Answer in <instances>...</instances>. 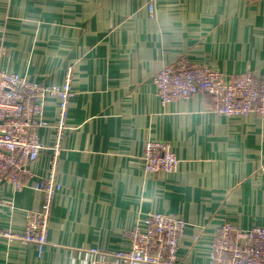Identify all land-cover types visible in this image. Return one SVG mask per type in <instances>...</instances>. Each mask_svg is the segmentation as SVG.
Instances as JSON below:
<instances>
[{"label":"crops","instance_id":"obj_1","mask_svg":"<svg viewBox=\"0 0 264 264\" xmlns=\"http://www.w3.org/2000/svg\"><path fill=\"white\" fill-rule=\"evenodd\" d=\"M152 6V11L149 10ZM187 54L226 76L264 80V0H0V68L44 85L72 73L48 245L0 239V264H97L126 251L149 213L188 225L179 264H210L220 227L264 226V118L221 117L206 95L161 104L156 74ZM39 130L54 146L59 102ZM148 142L169 144L174 174H148ZM52 152L33 163L46 176ZM42 193L0 185V227L22 232ZM92 248L103 252L94 255Z\"/></svg>","mask_w":264,"mask_h":264},{"label":"built area","instance_id":"obj_2","mask_svg":"<svg viewBox=\"0 0 264 264\" xmlns=\"http://www.w3.org/2000/svg\"><path fill=\"white\" fill-rule=\"evenodd\" d=\"M71 73H66L62 85H44L0 68V185L8 182L16 192L32 189L44 196L39 210L26 212L22 232L0 227V239L33 245L40 255L48 245L54 197L62 190L57 166L69 100L75 96ZM154 84L163 105L201 94L212 99L211 111L218 116L255 114L264 118V80L251 72L226 76L208 66L195 65L187 54H182L159 70ZM49 99L59 102L56 142L51 147L44 146L39 137V130L48 125L44 115ZM49 151L50 170L37 179L32 165ZM143 161L148 174H174L181 164L171 146L160 142L146 144ZM187 225L180 216L149 213L128 230L129 250L106 253L97 264H179L178 252ZM90 252L103 255L95 248ZM209 258L210 264H264V226L241 229L231 222L224 223L210 245Z\"/></svg>","mask_w":264,"mask_h":264}]
</instances>
